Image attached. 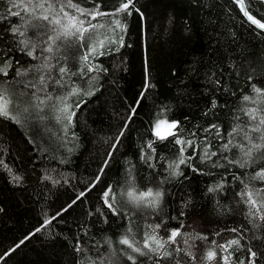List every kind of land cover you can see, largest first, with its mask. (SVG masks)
I'll return each instance as SVG.
<instances>
[{"label": "trees", "instance_id": "1", "mask_svg": "<svg viewBox=\"0 0 264 264\" xmlns=\"http://www.w3.org/2000/svg\"><path fill=\"white\" fill-rule=\"evenodd\" d=\"M74 2L85 9L99 4L101 11L112 12L121 0ZM135 5L144 18L135 10L131 16L121 15L124 31H110L113 17L92 21L105 27L90 35L88 43L104 37L117 41L106 42L90 57L89 66L98 70L82 68L87 47L73 41L59 52H44L53 56L49 63L54 67L38 73L44 61L36 65L35 60L46 36L44 30L32 32L27 22H48L32 20L22 7L13 8L12 0H0V67L5 61L11 64L7 76L0 74V87L14 83L27 99L33 92L44 99L45 91H38L43 87L39 75L44 74L50 77L47 95L64 97L80 89L79 95L68 98V113L46 103L40 119L21 118L17 123L0 117V264H132L121 251L125 246L120 239L131 228L129 236L143 247L156 224L164 239L173 229L186 234L168 246L184 251L157 261L128 249L136 264H222L228 252L217 245L233 239L240 246L229 249V264H247L249 248L257 252V264H264V181L254 179L264 169V148L254 150L250 160L245 152L252 145L242 134L229 136L233 128L250 124L244 109L257 106L243 97L256 96L253 85L264 89V32L249 23L232 0H135ZM244 5L264 23V2L244 0ZM10 10L21 15L12 16ZM13 27L27 30L26 36L13 35ZM26 38L39 45L33 56L27 55L30 47L19 43ZM61 66L75 75L61 79ZM57 79L63 86L54 82ZM146 80L153 85L147 90ZM30 83L36 88L25 87ZM50 103L63 108L59 101ZM70 113L75 115L68 124ZM157 119L178 122V136L194 145H177L175 137L158 140L153 134ZM210 125L217 126L219 136L217 129L204 131ZM229 140L230 150L224 151L222 145ZM149 141H155V152L147 147ZM209 145L217 155L202 160ZM181 147L186 163L179 168L182 174L173 176L169 164L178 162ZM143 155L151 158L145 162ZM133 178L138 192L152 188L163 193L156 209L138 208L121 197ZM217 185L222 187L208 191ZM109 186L125 201L119 215L104 204ZM249 191L256 208L241 195ZM209 250L217 252L215 261L205 260Z\"/></svg>", "mask_w": 264, "mask_h": 264}, {"label": "snow or ice", "instance_id": "2", "mask_svg": "<svg viewBox=\"0 0 264 264\" xmlns=\"http://www.w3.org/2000/svg\"><path fill=\"white\" fill-rule=\"evenodd\" d=\"M236 2L240 5V10L243 12L244 16L247 17V20L250 21L251 24L255 25L257 28L264 30V23H261L260 20L250 15L249 11L246 10L244 0H236ZM261 2H264V0H261ZM12 7H22L23 11L28 13L32 17V20L48 22L47 24H32L30 21L27 22L29 27L44 30L42 34L43 36H46V39L43 40V43H45L47 46L42 48L41 52H47L49 54L59 52L62 46L70 44L73 41H79L81 43V46H86L87 51L85 55L81 57V61L82 68H86L88 72L98 70L93 66H89L88 62L90 57L97 55L98 49L104 48L106 42H117L115 40H109L108 37H104L103 39H98L95 42L88 43L87 41L90 35L95 34L96 30L105 27V25L103 24H93L92 21L97 20L98 17H113L114 19L112 20V24L109 26L110 31L115 32L117 29H119L120 31H124L126 25L122 23L119 17L121 15L131 16L133 10L139 13V9L136 8L135 5V0H121L119 6L116 7L115 10L112 12L101 11L99 4L95 5L93 9H85L75 3L74 0H26V2H24V0H21L20 3H17L16 0H12ZM68 8L72 9L73 12L70 13L69 11H67L66 9ZM139 14L141 16V19H143V13ZM10 15L20 16L21 13L10 10ZM11 31L13 35L18 34L19 36L23 37L26 36L27 30L21 31L19 27H13ZM49 32L54 34L49 35ZM120 42L121 44L123 42L122 36L120 37ZM19 43L22 44L26 49L30 47L31 50L27 51L28 56H33V51L37 47H39V45L37 43H34L30 38L22 39L19 41ZM99 54L102 55L103 53ZM51 59H53L52 55L44 56V63L38 66L36 71L38 73H41L42 70L50 71L54 67V65L49 63ZM10 67L11 64L5 61L4 65L0 67V74L7 76V70ZM59 73L61 74V79L64 75H75V73H70V69H68L66 66L59 67ZM17 75H22V73L18 71ZM47 79H50V77H46L44 74L39 75V84L43 87L38 89V91H45L46 95L44 99H41L39 96H37L35 92L31 94L32 99H27L26 93H17L14 89L10 87H0V117H3L5 119H12L17 123L21 121L22 117L25 120L31 119L33 117L40 119V114L43 113L44 106L46 105V103H48L49 107L56 108L57 111H60L62 113H68V110L71 107V105L67 103L68 98L70 96L79 95L80 89L73 88L71 92H69L68 95L64 97H53L51 95H47ZM61 79H57L54 82L57 85L63 86L61 84ZM25 87L36 88V84L30 83L28 85H25ZM144 87L145 90H147L153 87V85L150 83V81L146 80ZM253 92L256 93L255 97H251L248 95H245L243 97V100L245 102H250L252 104L257 105L256 107H248L243 111V114L249 118L250 124L245 127L237 126L233 128L232 131L229 133L230 137H236L242 134L243 138L252 145V147L245 152V156L248 157L250 160L253 158L254 150L259 151L260 149L264 148V89L258 88L253 85ZM143 95L144 92L141 93V96ZM54 100L62 103L63 108H59L56 104L50 103ZM137 103H139V101H137ZM76 107H79V104H77ZM212 107H216L215 101H213ZM132 111L133 113H135L136 109L133 108ZM73 115H75V113H70L66 116L68 124H71ZM57 119L59 120L60 117H57ZM129 119H131V117H129ZM237 119H239V117H237ZM125 127H127V125H125ZM211 129H217V126L210 125L209 128L205 129L204 131L209 132ZM179 131V123L175 121L170 122L167 120L157 119L156 123L153 126V134L158 140L165 141L168 139V137H175V143L177 145L193 146L194 141L181 139L178 136ZM251 133H256L257 136L254 137L251 135ZM123 134L124 133L122 131L120 135L123 136ZM216 134L217 136L220 135L218 129ZM193 135H195V133H193ZM257 139L261 142L255 143L254 141ZM118 142L119 137H117V143ZM154 143L155 141H149L147 145V147L149 149H152L153 152H155V148L153 147ZM231 145L232 141L229 140L222 145V149L224 151H228L230 150ZM113 147H115V145ZM210 147L211 145L204 148L203 156L201 157L202 160H211L213 156L217 155L215 151H209ZM240 147H243V145H240ZM184 152L185 148L181 147V155L178 159V162L173 161L169 164L170 175L178 176L182 174L180 173L179 168L181 165L186 163V158L183 155ZM261 155L264 156V153H261ZM150 158L151 157L147 155H143L141 157V159L145 160V162H147ZM187 159L190 160L191 157H188ZM231 162L232 161H230V163ZM0 163H2V161H0ZM107 163L108 162L105 161V166H107ZM241 166L243 167L245 165L241 164ZM5 167H7V165H5ZM193 170L196 171L195 168ZM101 172H103V168L101 169ZM129 174L131 175V170ZM13 179L19 180L20 177H13ZM45 179H48V177H45ZM254 179L264 181V169L258 171L255 174ZM97 180H99V177H97ZM130 184L131 186L126 191L121 193V197L127 198V203L132 204L138 208L143 206L156 209L159 206L160 200L163 195L161 191H153L152 188H149L147 189V191L138 192L135 187L134 178L132 181H130ZM220 187H222V185H217L216 188H209L208 191L213 192ZM83 195L84 193H81V196ZM241 195L247 197V203L250 204L253 208H256L258 206L257 200L254 199L253 192L249 191L246 193H242ZM77 199H79V197ZM103 199L105 206L112 212L113 215H119L124 208L125 201H123L122 199H118L117 194L112 186H109L108 189L104 192ZM75 202L76 201H73V203ZM71 206L72 205H69L68 207ZM66 210L67 209H64V211ZM59 214L60 213H58L57 215ZM48 223H50V221H45V225ZM148 227L152 228L151 225H149ZM160 228L161 225L156 224L155 227L152 228V232L154 234L145 235V238L143 240V247H141L139 243L135 241L134 236H129L128 233H131V228L128 229V233L122 236L119 243L121 245H124L125 249H122L121 251L126 255L127 259L132 262V264H136V256L129 254L127 252L128 249L131 250V253H135L139 256H147L149 258L155 256L157 261L172 257L173 252L179 253L181 251H184L179 247L169 250L168 246L177 244V237L186 234L181 233L180 229H173L170 231V234L167 239H164L158 236L157 230ZM36 231H40V229L38 228L36 229ZM231 231L235 232L237 230L231 229ZM198 238L207 239V237ZM25 239H27V237ZM23 242L24 241H21L20 243ZM185 243H187V241H185ZM233 246H240V241L238 239H233L231 241H228L225 245H217V247L222 249L224 252H228V255L222 257V264H229L230 258L232 256V253L229 252V249ZM17 247H19V245H17ZM76 250L80 251L81 249L78 246ZM248 251L250 253V256L248 258L247 264H257V252L253 251L251 248H249ZM5 255H7V253ZM185 255H188L191 258L195 259V256L191 251H186ZM216 257L217 252L215 250H209L206 253L205 260L209 262L215 261ZM0 259H2V257H0ZM177 264H179V261H177ZM238 264H245V261L241 260L238 262Z\"/></svg>", "mask_w": 264, "mask_h": 264}, {"label": "rangeland", "instance_id": "3", "mask_svg": "<svg viewBox=\"0 0 264 264\" xmlns=\"http://www.w3.org/2000/svg\"><path fill=\"white\" fill-rule=\"evenodd\" d=\"M43 23V22H42ZM32 24H35V23H32ZM44 24V23H43ZM30 29H31V31L32 32H34V31H36L37 33H40V32H42L43 31V29H37V28H34V27H30ZM43 33V32H42ZM41 33V34H42ZM42 36H43V34H42ZM44 38H45V36H44ZM42 48H43V42H42ZM43 57H44V52H41L40 51V55L38 56V58H36V60H35V64L36 65H40L44 60H43ZM15 84H17V83H15ZM12 87H11V86ZM10 88H12V89H14L15 91H17V93H21V92H23V93H26L25 91H23L22 89H20V88H18V87H16V86H13L14 85V83L12 84V83H10ZM8 86V87H9ZM51 88H53V87H51ZM53 97H56V95L55 94H53L52 95ZM58 97V96H57ZM55 102H57L56 100H54ZM23 118V117H22Z\"/></svg>", "mask_w": 264, "mask_h": 264}, {"label": "water", "instance_id": "4", "mask_svg": "<svg viewBox=\"0 0 264 264\" xmlns=\"http://www.w3.org/2000/svg\"><path fill=\"white\" fill-rule=\"evenodd\" d=\"M232 1H234V2H236V0H232ZM237 3V2H236ZM238 4V3H237ZM238 7H239V9H240V5L238 4ZM240 12H241V14H242V16L247 20V17H245L244 16V14H243V12L240 10ZM248 21V20H247ZM249 23H251L250 21H248ZM253 25V24H252ZM253 26H255V25H253ZM256 27V26H255ZM257 28V27H256ZM259 31H261V32H264V30H262V29H259V28H257Z\"/></svg>", "mask_w": 264, "mask_h": 264}]
</instances>
